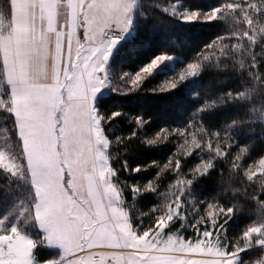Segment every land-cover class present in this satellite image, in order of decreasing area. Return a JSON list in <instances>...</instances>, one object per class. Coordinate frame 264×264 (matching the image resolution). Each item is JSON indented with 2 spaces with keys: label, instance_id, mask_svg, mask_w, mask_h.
<instances>
[{
  "label": "snow or ice",
  "instance_id": "1",
  "mask_svg": "<svg viewBox=\"0 0 264 264\" xmlns=\"http://www.w3.org/2000/svg\"><path fill=\"white\" fill-rule=\"evenodd\" d=\"M134 6L135 0L0 3V112L9 114L15 128L11 138L0 140V170L22 179L32 194L29 206H9L0 220V264H252L241 255L248 249L262 254L255 264H264V152L252 156L255 140L237 142L252 121L260 122L259 140L264 142V70L257 68L258 57H264V0H225L204 13L178 14L189 23L227 20L231 30L206 44L174 76L148 88L145 81L170 55L155 56L117 82L106 67L123 34L133 28ZM209 67L239 72L243 90L222 91L206 99L200 111L229 101L253 102L244 116L218 130L196 119L148 132L151 117L110 111L103 107L106 102H97L101 90L110 86L124 95L169 93ZM118 117L132 127L113 136L109 124L118 123ZM173 142L178 143L176 152L163 163L132 167L126 159L117 160L134 147ZM196 150L207 153L198 162L189 159ZM148 168L155 175L147 182L121 179ZM213 175L222 191L202 210L186 213L182 197L194 182ZM126 190L133 196L158 192L163 197L143 231L130 222ZM227 193L232 196L222 202ZM17 212L27 213L42 232L38 241L9 221ZM242 214L257 219L229 237L228 221ZM178 219L181 228L192 229L191 235L172 229ZM38 246L59 247L61 253L39 260Z\"/></svg>",
  "mask_w": 264,
  "mask_h": 264
},
{
  "label": "trees",
  "instance_id": "2",
  "mask_svg": "<svg viewBox=\"0 0 264 264\" xmlns=\"http://www.w3.org/2000/svg\"><path fill=\"white\" fill-rule=\"evenodd\" d=\"M2 2L3 0H0V3ZM224 2L225 0H138L132 36L129 40L123 42L112 56L108 64L109 71L112 75H122L124 72L135 73L149 63L152 58L160 54H168L174 57L176 59L175 67L183 69L206 44L211 43L219 35H227L231 30V25L220 19L211 23H184L165 13L166 9L174 4H179L188 11L199 10L204 13L212 8L222 6ZM260 50L259 45L254 49L258 54ZM258 59L261 63L257 65V68L264 70V57H258ZM168 73L171 72L154 73L145 81L144 87L148 88L159 84ZM247 79L251 80V77ZM229 89L243 90L240 73L235 70L209 67L201 71L193 80L180 84L169 93L156 94L144 90L127 95L112 93L97 98V102H106L103 107L110 111L122 110L130 115L143 114L146 118L151 117L150 124L147 126L148 132L156 131L165 126L183 127L196 119L205 123L206 127L218 130L222 125L230 123L237 116H244L246 110H250L253 106V102L249 100L243 102L229 101L215 109L200 111L206 99L214 98L220 92ZM254 100L255 105L259 106V92L254 96ZM117 120L118 123L109 124L113 136L125 133L132 127L127 122V118L118 117ZM259 124V121L250 122L248 126L243 127V130L237 136V142L256 141L252 156L264 152V142L259 140ZM2 129L4 130L0 134L1 140L11 138L15 132L13 119L4 112H0V132ZM123 148L124 146L121 145L118 151L122 152ZM176 149V142L151 148L134 147L128 152H122V156H117V160L126 159L132 167L150 164L154 160L163 163L171 154L176 152ZM190 160H193V158H190ZM247 162L252 163V159L249 158ZM154 175L155 170L148 168L131 176L125 174L121 179L130 182H147ZM169 182L172 183V181H166V183ZM14 185L16 184L10 181L9 176L0 170V219H3L2 217L5 215L6 210H9V206H13L14 202L20 197V190L14 191ZM17 187H20V185H17ZM191 189H193L194 198L207 203L213 196L222 191V185L218 178L213 175L211 178H202L200 181L194 182ZM27 191H29V186H27ZM29 193L31 192L29 191ZM231 196V193H227L221 196L220 199L222 202H226ZM134 197L126 190L124 193V207L128 211L132 226L137 231H141L142 229L138 227L139 220L146 221L149 219L153 222L156 214L151 210L160 205V200L157 194L153 192H142ZM255 220L256 216L249 217L243 214L239 217H233L226 225L227 234L229 237H235L240 234L245 225ZM33 224L32 221L29 227L32 231L28 228L23 230L32 239L38 241L42 235L33 227ZM36 252L39 260L54 259L59 255L58 252L44 246H38Z\"/></svg>",
  "mask_w": 264,
  "mask_h": 264
},
{
  "label": "rangeland",
  "instance_id": "3",
  "mask_svg": "<svg viewBox=\"0 0 264 264\" xmlns=\"http://www.w3.org/2000/svg\"><path fill=\"white\" fill-rule=\"evenodd\" d=\"M137 6H138V0H135V6H134V9H133V13H132V15H133V22H134V16H135V13H136ZM173 10L177 14H174V11ZM185 10L186 9H183L179 4H174L171 7H169L168 9H166L165 13H167L171 17H175L176 19H178V20H180V21H182L184 23H189V22H185L183 19L180 18V15H178V14H181L182 15ZM224 21H226V23H228L227 20H224ZM196 22H201V21H196ZM131 36H132V30L130 31V33L123 34V36L119 40L116 48L113 50L112 56L117 51V49L119 48V46L123 42L129 40L131 38ZM112 56L110 57L109 62H110ZM109 62H108V64H109ZM175 62H176V59L174 57H172L171 60H166L163 64H161L159 66V68H157L153 72V74L156 73V72H166V71L169 72L170 71L171 73L166 74V76L164 77V80L167 79V78H170V77L174 76L178 71L181 70V69H177L175 67ZM106 67L108 69V65H106ZM108 72H109V76L111 77V79L114 82H117L119 80V77L121 75H117V74L112 75L111 72L109 71V69H108ZM196 77L189 78L188 80L184 81L183 83H185L187 81H190V80H193ZM112 93H118V92L113 91L112 90V87L110 86V87H107V88L102 89L101 92L97 95V98L104 97V96H107V95L112 94ZM4 122H6V121L4 120ZM3 130L4 129H2V131L0 132V134H2ZM0 140H1V138H0ZM177 147H178V143H177ZM187 147H188V150L189 151L192 150V145L191 144H189ZM196 151H197V153L196 152H193V156L190 157V158H193V160H196L197 162L199 161L201 155H203V156H206L207 155V153L198 154V151L199 150H196ZM1 171L3 173H5L3 170H1ZM10 181H12V182H14V184H16V185H14L15 186L14 189H13L14 191H16V190L19 191L20 190L19 191L20 197L14 202V205L13 206H15L17 208H22V207H25V206H29L32 197H31V193H29V191H27V186L28 185H26L25 182L22 179L18 178V177H11L10 178ZM174 182L175 181L173 180L172 183H174ZM17 185H20V187H17ZM192 190L193 189H191L190 191L186 192L185 195L182 197V199L185 201V211H186V213L189 212V211H195L196 209H201L202 210L205 207V205H206L205 202L198 201L196 198H194V195L192 193ZM153 193H156L157 194V197L159 198L160 205H161L162 202H163L162 195H160L158 192H153ZM136 196L137 195H135V197ZM6 214H7V210H6L5 215ZM5 215H3L2 218H4ZM193 219H195V216H192L189 219L188 223H191ZM256 219H257V217H256ZM0 220H2V219H0ZM9 221H11L12 223H16L17 226L18 227H21L22 229L28 228L29 230H30V228H29L30 227V224L32 222L31 219L28 218L27 213H25L24 215L21 216V215H19L18 212L17 213H14V215L12 217H9ZM151 224H152V221H150L149 219H147L146 221L143 220V219H140L139 220V226L138 227L142 229V230L140 229L141 231H143L144 229H147L149 227V225H151ZM181 224H182V221H180L178 219L176 221V223L172 225V229L173 230H175V229H181V231H183L186 236L191 235L192 229L190 227H183V228H181ZM30 231H32V230H30ZM52 249H53V251L58 252V254L61 253V249H59V247L52 246ZM246 252H247V255H245L244 253H242L241 255L244 257V259L246 261H252V264H255V261L257 259H259L260 256L262 255V254H256L255 250H253V249H248V250H246Z\"/></svg>",
  "mask_w": 264,
  "mask_h": 264
},
{
  "label": "crops",
  "instance_id": "4",
  "mask_svg": "<svg viewBox=\"0 0 264 264\" xmlns=\"http://www.w3.org/2000/svg\"><path fill=\"white\" fill-rule=\"evenodd\" d=\"M37 229H38V231L42 234V232L39 230V228L38 227H36ZM47 248H49L50 250H52L53 251V249H52V247H47Z\"/></svg>",
  "mask_w": 264,
  "mask_h": 264
}]
</instances>
